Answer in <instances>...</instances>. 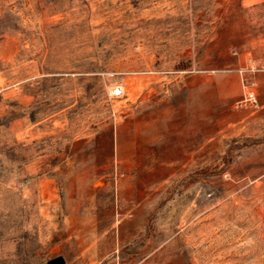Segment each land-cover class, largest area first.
<instances>
[{
  "label": "rangeland",
  "instance_id": "obj_1",
  "mask_svg": "<svg viewBox=\"0 0 264 264\" xmlns=\"http://www.w3.org/2000/svg\"><path fill=\"white\" fill-rule=\"evenodd\" d=\"M263 56L264 0H0V264H264Z\"/></svg>",
  "mask_w": 264,
  "mask_h": 264
},
{
  "label": "water",
  "instance_id": "obj_2",
  "mask_svg": "<svg viewBox=\"0 0 264 264\" xmlns=\"http://www.w3.org/2000/svg\"><path fill=\"white\" fill-rule=\"evenodd\" d=\"M40 264H66V263L61 255H57L48 259L46 262Z\"/></svg>",
  "mask_w": 264,
  "mask_h": 264
},
{
  "label": "built area",
  "instance_id": "obj_3",
  "mask_svg": "<svg viewBox=\"0 0 264 264\" xmlns=\"http://www.w3.org/2000/svg\"><path fill=\"white\" fill-rule=\"evenodd\" d=\"M258 67L261 69V70H264V56L261 57L258 61ZM248 97L249 98H252L253 97V92H249L248 93Z\"/></svg>",
  "mask_w": 264,
  "mask_h": 264
}]
</instances>
